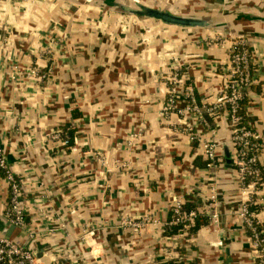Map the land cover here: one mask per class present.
Here are the masks:
<instances>
[{"label": "crops", "instance_id": "0c3cea01", "mask_svg": "<svg viewBox=\"0 0 264 264\" xmlns=\"http://www.w3.org/2000/svg\"><path fill=\"white\" fill-rule=\"evenodd\" d=\"M120 1L223 23L167 24L107 0H0V147L26 209V226L10 236L38 264H255L247 197L227 164L231 119L209 108L232 47L244 42L257 80L246 109L264 165V0ZM176 73L187 76L180 91L192 88L201 118L179 110L185 96L165 110ZM65 121L76 127L69 147L58 132ZM202 140L218 145L216 166L196 163L207 161ZM9 187L0 168V214ZM188 199L210 223L190 238L164 237L169 212ZM247 202L263 204L264 186ZM257 217L264 232V209Z\"/></svg>", "mask_w": 264, "mask_h": 264}, {"label": "built area", "instance_id": "2783aa9c", "mask_svg": "<svg viewBox=\"0 0 264 264\" xmlns=\"http://www.w3.org/2000/svg\"><path fill=\"white\" fill-rule=\"evenodd\" d=\"M252 62V51L244 43H236L232 47L230 65L226 69V84L220 92L213 106L209 108L211 113L217 115L220 111H227L233 132L231 136V154L230 158L238 174V182L241 185L243 196L247 197L243 204L242 219L247 229L251 231L250 240L253 258L255 264H264V238L258 229L260 219L256 212H252L249 208L248 197L251 194L259 192L264 186L261 181V168L259 165L258 153L262 144L252 128L243 126L242 116L239 114L240 103L245 96L248 97L249 87L257 80L251 71L250 64ZM32 72L35 73V70ZM187 76L174 74L170 78V84H173L169 90V98L165 106V110H177L178 100L186 97V103L181 112L190 111L196 116L202 117L201 107L196 100L192 88L189 92L182 94L180 86L184 85ZM218 145L213 140H202L200 142V152L209 161L208 166H216L218 162ZM0 168L5 171V179L9 183L10 198L6 204V208L0 214L1 221L5 227H0V264H38L37 255L28 245L13 239L8 235L7 231L11 226L23 228L26 226V209L21 201L22 185L16 175L9 169L6 158L2 155L0 147ZM252 177L250 181H247ZM251 202V201H250ZM182 202L176 204V212L178 213V221L182 219L193 220L198 213L191 211L187 214H181L179 208ZM137 230L141 227V223H134Z\"/></svg>", "mask_w": 264, "mask_h": 264}, {"label": "trees", "instance_id": "16d2710c", "mask_svg": "<svg viewBox=\"0 0 264 264\" xmlns=\"http://www.w3.org/2000/svg\"><path fill=\"white\" fill-rule=\"evenodd\" d=\"M250 49V46H248ZM251 67V71L252 73H254L255 71V65L253 64V62H251L250 64ZM249 89H252V85L249 87ZM248 89V90H249ZM250 103V99L249 97L245 96L243 98V100L240 103V108H239V114L242 116L243 121L241 122V124L243 126H248L251 128L250 126V120L251 117H249L246 106ZM74 118L79 117V113L78 112H74L73 116ZM58 132H61V135L63 137L64 140L67 141V146H72L75 143V138L77 136L76 134V127L74 126V124L69 121H65L60 125V128L58 129ZM259 143L261 144V141H259ZM262 148V147H261ZM197 159L201 160H197L196 163L200 164L201 166H205L206 164L209 163V161H203L201 157H196ZM260 168H261V181H264V165H261L259 162ZM3 175H5V171L2 170ZM251 179H253L252 177H249L247 179V181H250ZM201 205V203L198 200H194V199H188L184 204L181 205V207L179 208V212L180 215L181 214H187L190 213L193 210L198 209V207ZM249 208L252 212H259L260 210L264 209V203L259 204L258 202H252L249 203ZM178 213L176 212V207L172 208V210L169 212V216H168V222L165 226L164 232H163V236L164 237H174L177 234L180 233H186V237L190 238L193 235H196L197 232L204 226L208 225L210 223V218L209 216H205L203 214H198L193 220H186V219H182L178 221ZM258 229L259 231H261V236L262 238H264V232L262 229L261 225H258ZM248 234L251 235V231L248 229ZM168 264H172V262H168Z\"/></svg>", "mask_w": 264, "mask_h": 264}, {"label": "water", "instance_id": "95a60500", "mask_svg": "<svg viewBox=\"0 0 264 264\" xmlns=\"http://www.w3.org/2000/svg\"><path fill=\"white\" fill-rule=\"evenodd\" d=\"M106 5L121 12L154 18L161 20L167 24H174L185 27L219 28L222 26L223 23L220 19L217 18L194 16L190 14H178L169 10H164L157 7L141 4L140 2H137L136 7H131L130 5L120 0H107ZM259 19L264 21L263 17ZM227 155L230 156V153H227ZM231 163L232 160L229 157L227 159V164L230 166ZM14 229L15 226H11L9 230H5V232L10 235Z\"/></svg>", "mask_w": 264, "mask_h": 264}, {"label": "rangeland", "instance_id": "374dc122", "mask_svg": "<svg viewBox=\"0 0 264 264\" xmlns=\"http://www.w3.org/2000/svg\"><path fill=\"white\" fill-rule=\"evenodd\" d=\"M128 5H130L131 7H136V3H127ZM143 4V3H141ZM126 12H124L125 14ZM126 14H129V15H135V14H132V13H126ZM139 16V15H138ZM145 17V16H144ZM149 18V17H148ZM13 239H15L14 237H12Z\"/></svg>", "mask_w": 264, "mask_h": 264}]
</instances>
